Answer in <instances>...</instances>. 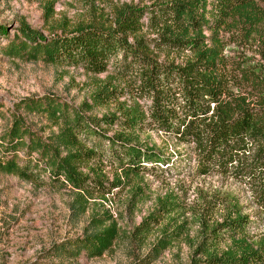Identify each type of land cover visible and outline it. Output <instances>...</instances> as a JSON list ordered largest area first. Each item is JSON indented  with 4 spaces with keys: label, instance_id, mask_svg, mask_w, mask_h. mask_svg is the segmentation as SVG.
Wrapping results in <instances>:
<instances>
[{
    "label": "trees",
    "instance_id": "trees-1",
    "mask_svg": "<svg viewBox=\"0 0 264 264\" xmlns=\"http://www.w3.org/2000/svg\"><path fill=\"white\" fill-rule=\"evenodd\" d=\"M44 12L53 19V4H44ZM57 29L44 36L20 23L0 54L80 70L96 82L77 106L54 95L17 102L0 134L1 176L68 188L72 213L84 216L90 204L105 205L129 188L128 207L136 208L147 178L183 175L178 169L198 177L232 170L254 180L264 169V0L122 3L109 18ZM23 114L44 126L34 132ZM182 147L189 150L185 158L177 157ZM260 193L264 218V187ZM174 212L160 201L133 233L145 243L161 229L152 259L182 237ZM204 217L189 264H264V238L251 237L256 224L248 216ZM121 232L108 212L95 211L81 236L52 244L42 258L100 259Z\"/></svg>",
    "mask_w": 264,
    "mask_h": 264
},
{
    "label": "rangeland",
    "instance_id": "rangeland-1",
    "mask_svg": "<svg viewBox=\"0 0 264 264\" xmlns=\"http://www.w3.org/2000/svg\"><path fill=\"white\" fill-rule=\"evenodd\" d=\"M140 2L147 0H43L39 3L0 0V27L7 33L0 36V48L8 39H13L20 23L48 36L62 24L72 28L102 20L110 17L117 4ZM47 3L53 4L54 17L46 21L44 4ZM230 51L228 49L227 53ZM95 82L80 70L11 61L0 54V134L9 127L17 102L54 95L77 106L88 97ZM24 116L34 132L44 126L36 116ZM152 139L157 146L163 147L161 137L153 134ZM188 151L178 148L181 155L172 156L185 158ZM178 170L183 175H171L168 180L147 178L142 201L136 208L128 207L132 193L129 188L122 195L110 198L105 205L90 204L84 216L72 213L73 194L68 188L40 186L0 175V264H58L43 259L42 254L54 243L81 236L90 214L101 210L108 212L120 228L121 238L100 259L81 257L65 264H189L202 231L200 214L210 222H220L228 213L240 211L256 224L250 232L251 237L264 238L260 198L264 169L258 172L255 180L232 170L226 176L210 177H198L188 169ZM166 199L174 206V225L182 227V237L157 259H152L150 247L162 235L161 229L154 231L145 243L136 241L133 233L144 219L159 209L160 201Z\"/></svg>",
    "mask_w": 264,
    "mask_h": 264
}]
</instances>
